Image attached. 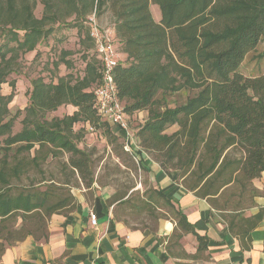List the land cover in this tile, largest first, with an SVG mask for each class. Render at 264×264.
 I'll return each mask as SVG.
<instances>
[{"label": "trees", "instance_id": "16d2710c", "mask_svg": "<svg viewBox=\"0 0 264 264\" xmlns=\"http://www.w3.org/2000/svg\"><path fill=\"white\" fill-rule=\"evenodd\" d=\"M37 2L43 7L40 18L33 12ZM152 5L160 10L159 21L152 17ZM104 13L109 24L101 28L95 21L96 26L113 32L125 56L113 72L118 99L128 118L147 114L134 134L138 167L150 157L165 170H178L188 189L199 188L198 196H214L231 183L239 184L242 195L247 183L264 174V72L244 77L238 71L264 42V0H0V257L27 237L46 241L51 216L77 207L71 189L90 190L96 182L93 153L78 147L82 133L73 126L110 130L94 104L101 66L89 20ZM63 29L76 30L83 67L73 72L68 58L73 53L63 50L52 64L55 70L64 65L67 73L48 82L31 78L22 127L13 133L22 111L12 114L9 108L16 88L9 77L18 74L25 55L38 56L40 45ZM4 84L10 87L7 95ZM182 92L188 93L186 100L171 108L169 98ZM62 106L75 111L48 119ZM108 133L116 143L119 136ZM124 150L120 146L128 155ZM64 154L68 158L60 164L58 181L43 178L36 188L23 184L31 172L44 176V165ZM255 194L251 189V197ZM126 195L111 194L106 207L114 210L128 200ZM141 209L152 211L154 226L144 228L153 230L160 219H171L174 238L193 232L183 213L155 187ZM158 209L163 213L156 215ZM260 219L247 220V230ZM196 236L200 251L203 237Z\"/></svg>", "mask_w": 264, "mask_h": 264}, {"label": "crops", "instance_id": "0c3cea01", "mask_svg": "<svg viewBox=\"0 0 264 264\" xmlns=\"http://www.w3.org/2000/svg\"><path fill=\"white\" fill-rule=\"evenodd\" d=\"M109 127L112 134L119 131L122 135L115 126ZM141 166L153 186L183 213L193 232L174 238L175 222L171 219H160L153 230L129 228L115 220L106 207L109 194L96 186L99 191L75 192L77 207L73 212L51 216L46 241L27 237L8 246L0 264H264V174L246 185V190L256 192L253 197L245 199L244 189L240 195L236 183L214 196H198L199 188L188 189L178 170H165L148 157L142 158ZM237 202L241 205L235 209ZM91 213L96 216L95 226L90 223ZM257 215H261L260 221L247 230V220ZM196 235L203 237L200 251Z\"/></svg>", "mask_w": 264, "mask_h": 264}, {"label": "rangeland", "instance_id": "374dc122", "mask_svg": "<svg viewBox=\"0 0 264 264\" xmlns=\"http://www.w3.org/2000/svg\"><path fill=\"white\" fill-rule=\"evenodd\" d=\"M42 10V5L37 2L33 10L34 15L37 18H40ZM150 11L153 19L155 21H159V8L156 5H152L150 7ZM90 18H93L101 28H104L109 24L107 13L102 14L98 18L91 15L89 19ZM63 50L71 51L73 53L71 56H68V58L73 60L75 65L73 72L76 71V68L80 70L83 65L80 60L81 52L79 51L76 30L63 29L60 31V35H53L45 44L43 43L40 45L38 56L35 57V52L25 55L24 58L21 59L18 74H12L9 77V80H16L15 96L9 104V108L12 114H14L17 110L22 111L21 115L14 122L12 129L13 133L19 132L22 127L21 121L24 117L23 109L28 104L31 78L42 77L45 82H48L53 76L55 81V77L58 75H64L68 72L64 65H59V67L55 70L52 64L60 56V53ZM238 71L244 77H254L264 72V42L260 43L254 51L250 52L245 57ZM1 88L4 95L9 94L10 87L8 84L2 85ZM187 97L188 93L185 92L173 94L172 97L169 98L168 104H170L169 106L172 108L176 104L183 103ZM73 111V108L71 109L69 106H62L55 112L47 114V117L48 119L53 117L61 118L66 114H71ZM146 117V112L141 111L139 115L128 119L130 130H132L134 134L140 126H142V121H145ZM100 120L101 123H104V120L101 118ZM89 128H91L89 124L82 123H78L73 126L74 131L77 132L78 130H81L82 133L78 147L93 153L92 158L95 164L94 170L96 182L93 184L92 189H94L95 192L99 191V189L104 193L107 192L109 194L108 197L114 193L125 192L127 194L125 199L127 197L129 198L126 202L114 205V210L113 206L109 208V210L114 211V214L118 216L119 220H121L122 224H125V226L129 228L154 226L151 221L153 220L151 218L152 211L149 209H141L142 204L146 202L148 195L151 193V188L154 187L147 172L143 168L141 169L138 167L137 159H135L130 152H128V155H125L122 151H120V146L124 145V141L120 132L117 131V128H115L117 131L116 134L120 137L117 138L116 143L111 142V134L108 133L110 130L107 131L105 126H101L94 131H90ZM175 129L176 127L170 128L168 133L174 131ZM67 158L68 155L64 154L49 160V162L43 167V171L45 172L44 176L37 172H31L30 178L25 180L23 184L36 188L37 186L43 184L41 182L43 178L58 181L60 177H62L59 172L60 164L63 161H66ZM96 186L99 189L96 188ZM251 189L254 191L253 188ZM82 190L85 189L72 188L71 193L75 198V192ZM90 190L86 189L85 191L86 193H92ZM230 192H232V190H230ZM247 195H250L249 197H251V190H245V199H247ZM155 213L157 215V213L162 214L163 212L158 209Z\"/></svg>", "mask_w": 264, "mask_h": 264}, {"label": "built area", "instance_id": "2783aa9c", "mask_svg": "<svg viewBox=\"0 0 264 264\" xmlns=\"http://www.w3.org/2000/svg\"><path fill=\"white\" fill-rule=\"evenodd\" d=\"M91 33L94 40L95 51L100 61V82L93 89L94 104L99 118L109 125L115 126L122 133L124 149L130 154L136 152L134 135L130 130L128 117L124 105L119 101L117 88L113 81L114 68L123 61V55L118 51L113 32L110 29L100 30L95 20L90 18ZM92 131V128H89ZM137 162L139 158L135 157ZM90 223L96 225V216L90 214Z\"/></svg>", "mask_w": 264, "mask_h": 264}]
</instances>
